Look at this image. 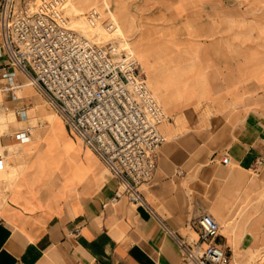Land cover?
Segmentation results:
<instances>
[{"label":"crops","instance_id":"crops-1","mask_svg":"<svg viewBox=\"0 0 264 264\" xmlns=\"http://www.w3.org/2000/svg\"><path fill=\"white\" fill-rule=\"evenodd\" d=\"M108 2L107 16L134 17L127 0ZM240 2L139 0L155 42L137 52L166 112L157 167L141 187L152 211L111 201L116 178L52 104L38 117L52 124L25 161L37 134L24 121L38 99L14 65L9 85L0 57V116L8 108L14 117H0V264H177L176 237L195 238L205 212L220 223L227 263L264 248V208L253 213L264 181V41L236 10Z\"/></svg>","mask_w":264,"mask_h":264},{"label":"built area","instance_id":"built-area-1","mask_svg":"<svg viewBox=\"0 0 264 264\" xmlns=\"http://www.w3.org/2000/svg\"><path fill=\"white\" fill-rule=\"evenodd\" d=\"M66 4L67 0H0V57L7 58L2 74L9 85L15 76L9 65L32 77L69 130L116 178L112 202L126 198L151 210L141 187L157 167L165 108L132 50L73 27ZM84 16L90 26L117 30L113 16L103 17L97 7L88 8ZM19 114L24 116L25 110ZM222 161L227 163L229 156ZM199 223L195 238L176 237L182 252L177 264H227V252L216 242L219 221L205 212ZM73 232L77 234L78 227Z\"/></svg>","mask_w":264,"mask_h":264},{"label":"rangeland","instance_id":"rangeland-1","mask_svg":"<svg viewBox=\"0 0 264 264\" xmlns=\"http://www.w3.org/2000/svg\"><path fill=\"white\" fill-rule=\"evenodd\" d=\"M112 2V7L114 6L113 0H110ZM76 3H79L82 7V9L78 10ZM88 2L86 0H68L66 4V11L70 15V24L83 31L84 33L91 35H96V39L105 41L107 39H113L117 43H119L122 46H127L131 48L136 56L140 59L141 63H146V59L142 54L137 52V47L141 45H147L148 43H154L155 42V35L151 34L150 30L148 28L151 26L150 23L146 22L143 18H141L142 13L144 12L143 8L141 7V4L139 3V0H127V8L128 11L134 16L132 19L125 17L124 12H121L119 14L118 12H115L113 10L108 11L111 13L113 18L115 19L117 23V30L115 31H106L103 26L97 25V26H90L86 19H85V12L90 6H96L100 9L102 12L103 17L107 16L106 12L103 9V6H108L109 2L108 0L104 1V4L99 5L97 3H91L92 5L86 7ZM70 6V8H69ZM113 9V8H112ZM238 11H242L245 13V16H249V18L245 19L246 22L249 23L250 26L253 27V31L255 32L256 38H258L259 41H264V32H261L259 30L260 22L262 21L264 23V0H241V2L237 5ZM247 10L249 12H247ZM122 25V26H121ZM124 28V31L122 29ZM261 53V52H260ZM259 54V53H258ZM263 54V52L261 53ZM147 72L149 70L147 69ZM24 77L23 86L28 88L31 93H35V96L38 100H36L33 104L29 105L27 107L28 114H29V120H25V125L31 124V121L36 119V106L37 105H43L47 109L52 110V106L47 102V100H44V94L42 91L35 87L28 76L22 75ZM31 83V85H29ZM23 91H26V89H22ZM17 92V91H16ZM18 93V92H17ZM7 94V93H6ZM56 110V109H55ZM57 113V111H56ZM59 114V113H58ZM1 116H5L3 120L5 123L10 120L14 119L13 117V111L11 109L6 108L4 114ZM0 116V117H1ZM0 132L4 130L5 124L2 122L0 123ZM35 124H33L34 126ZM31 131H34L39 133L40 126L30 127ZM38 135V134H37ZM30 154H25V161L29 158ZM260 187L259 195L257 199H254V205L255 209L253 213L261 210L264 208V181L262 183V180L260 184L257 186V189ZM247 213V212H246ZM239 255H243L241 253H238ZM250 256H253L250 258ZM264 248L263 249H249L246 256L243 258H238L236 260H233V264H264ZM231 259H228V262ZM250 260V261H249ZM248 261V262H246ZM229 264V263H227Z\"/></svg>","mask_w":264,"mask_h":264},{"label":"bare ground","instance_id":"bare-ground-1","mask_svg":"<svg viewBox=\"0 0 264 264\" xmlns=\"http://www.w3.org/2000/svg\"><path fill=\"white\" fill-rule=\"evenodd\" d=\"M67 2H68V0H67ZM76 6H77V9L78 10H80V9H82V7H81V5L79 4V3H76L75 4ZM90 7H92V6H90ZM94 7H96V6H94ZM69 8H70V6H69ZM98 8V7H97ZM143 66V65H142ZM144 69V68H143ZM28 78L30 79V81H31V83H33L34 84V81H33V79H32V77H30V76H28ZM147 81H148V78H147ZM148 84H149V82H148ZM18 91H19V93L21 92V94L24 92H22V89H18ZM33 94H35V93H33ZM44 100H47V102L51 105V103L49 102V100L48 99H45L44 98ZM52 106V105H51ZM46 110H48L49 111V109H47L45 106H43V105H37L36 106V119L35 120H33V121H31V126H33V124H35L34 126H40V128H39V133H37L38 135H36V136H33V135H30V137H29V139H28V141H26V145H25V152H24V154H30L31 153V151H32V149L34 150V147H35V145L37 144V142L38 141H40L41 142V140H43L42 138H43V136H44V133H45V131H46V129L48 128V127H50L51 126V124H52V122H44L43 120H39V115L42 113V112H44V111H46ZM48 113V112H47ZM50 113V112H49ZM55 115H56V113H55ZM5 116H1V118L3 119ZM5 119V118H4ZM50 119V118H49ZM53 132V131H52ZM23 135V134H22ZM34 145V146H33ZM250 261V260H249ZM246 262H248V261H246Z\"/></svg>","mask_w":264,"mask_h":264}]
</instances>
